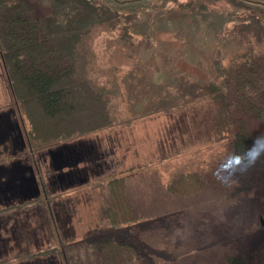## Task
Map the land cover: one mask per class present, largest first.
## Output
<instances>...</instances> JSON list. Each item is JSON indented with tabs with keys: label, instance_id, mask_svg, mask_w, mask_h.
<instances>
[{
	"label": "rangeland",
	"instance_id": "rangeland-1",
	"mask_svg": "<svg viewBox=\"0 0 264 264\" xmlns=\"http://www.w3.org/2000/svg\"><path fill=\"white\" fill-rule=\"evenodd\" d=\"M27 1L38 16L49 15L47 5ZM102 1L114 6L121 22L90 28L78 51V77L107 100L105 108L92 99L84 120L93 118L72 123L69 140L42 145L29 139L25 150L38 158L62 143L97 147L98 166L86 183L49 194L52 205L74 212L65 228L73 236L61 241L68 264H227L229 255L252 259L253 247L264 249V208L257 197L261 188H248L260 187L261 175L264 181V158L237 173V185L222 183L219 161L238 150L230 148L228 137L217 141L208 126L197 128L201 122L210 126V114L202 118L197 113L194 122L196 105L189 95L193 83L212 76L215 48L225 62L248 52L264 55V22L252 28L247 19L251 13L264 16V0H218L212 10L213 0ZM131 14L134 19L125 31L124 16ZM180 83L185 98L179 94ZM11 107L20 111L28 134L32 127L0 64V110ZM183 114L188 117L181 118ZM102 118L107 119L104 127L86 130L98 127ZM113 188L127 201L125 208L109 202ZM108 205L121 223L117 229L111 228ZM55 221L56 216L48 217V248L58 251L56 231L62 229ZM112 235L116 244L112 237L104 240ZM4 246L13 250L5 255ZM17 254L13 240H0V264H18ZM54 261L60 264L58 258Z\"/></svg>",
	"mask_w": 264,
	"mask_h": 264
},
{
	"label": "trees",
	"instance_id": "trees-1",
	"mask_svg": "<svg viewBox=\"0 0 264 264\" xmlns=\"http://www.w3.org/2000/svg\"><path fill=\"white\" fill-rule=\"evenodd\" d=\"M38 2L48 6L49 15L38 16L27 0H0V64L13 98L32 127L28 133L30 141L44 145L69 140L75 130L72 123L81 118L83 121L93 118L84 120L92 99L100 103L101 110L105 108L107 100L87 81L79 80L78 51L90 28L103 23L119 24L121 16L114 6L102 0ZM216 2L218 0L210 2V10L215 9ZM124 17L123 30L126 31L127 23L134 18L132 14ZM247 19H251L249 25L252 28L254 25L260 28L264 22V16L253 13ZM248 54L225 62L221 50L215 48L211 60L212 76L204 83H193L189 95L196 105L194 122L197 113L202 118L206 113L210 114V126L200 121L202 125L197 128L208 126L206 130L209 129L217 141L228 137L229 146L234 150L250 146L256 135L264 133V55ZM178 90L181 97H187L184 84L180 83ZM104 114L107 116L106 112ZM186 117L183 114L181 118ZM105 121L107 119L102 118L98 127L86 130L104 127ZM262 176L257 178L260 187L253 184L248 190H263ZM261 190L257 197L264 208ZM109 195L112 197L109 202L114 200L116 208L126 207L127 201L124 206L122 201L125 199L116 195L114 188ZM112 210L108 205L111 228L117 229L121 223L115 219L117 216ZM260 215L263 217L264 209ZM218 217L216 213L214 219ZM252 249V259L245 255H229L227 264H264L263 247Z\"/></svg>",
	"mask_w": 264,
	"mask_h": 264
},
{
	"label": "flooded vegetation",
	"instance_id": "flooded-vegetation-1",
	"mask_svg": "<svg viewBox=\"0 0 264 264\" xmlns=\"http://www.w3.org/2000/svg\"><path fill=\"white\" fill-rule=\"evenodd\" d=\"M19 114L12 107L0 110V240L6 244L13 240L16 257H20L18 264H57L56 258L60 264H68L61 241L73 236L65 228L74 212H68L69 207L65 205H52L49 194L86 183L90 172L98 166L97 147L83 141L62 143L47 149L38 158L29 157L25 153L29 137ZM55 150L61 151L58 164L50 156V151ZM31 152L34 151L31 149ZM55 216L62 229L61 233L56 231L61 245L57 252L48 248L52 240L50 236L48 241V217L55 219ZM33 217H37L35 222L30 221ZM59 227L55 225V230ZM111 237L104 240L110 242ZM121 243L125 242L117 244L121 246ZM10 247L4 246L5 255L13 250Z\"/></svg>",
	"mask_w": 264,
	"mask_h": 264
},
{
	"label": "clouds",
	"instance_id": "clouds-1",
	"mask_svg": "<svg viewBox=\"0 0 264 264\" xmlns=\"http://www.w3.org/2000/svg\"><path fill=\"white\" fill-rule=\"evenodd\" d=\"M261 157H264V133L256 135L250 146L226 152L222 156L219 162L224 171L219 177L220 181L226 186L237 185L239 183L237 173H246Z\"/></svg>",
	"mask_w": 264,
	"mask_h": 264
},
{
	"label": "water",
	"instance_id": "water-1",
	"mask_svg": "<svg viewBox=\"0 0 264 264\" xmlns=\"http://www.w3.org/2000/svg\"><path fill=\"white\" fill-rule=\"evenodd\" d=\"M50 156L53 160L54 164L60 163V157H61V151L60 150H55V151H50ZM61 166H59L60 168Z\"/></svg>",
	"mask_w": 264,
	"mask_h": 264
}]
</instances>
